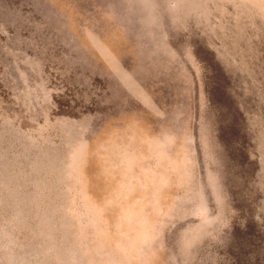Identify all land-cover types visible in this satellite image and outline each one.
I'll use <instances>...</instances> for the list:
<instances>
[{
    "label": "rangeland",
    "instance_id": "1",
    "mask_svg": "<svg viewBox=\"0 0 264 264\" xmlns=\"http://www.w3.org/2000/svg\"><path fill=\"white\" fill-rule=\"evenodd\" d=\"M0 264H264V0H0Z\"/></svg>",
    "mask_w": 264,
    "mask_h": 264
}]
</instances>
